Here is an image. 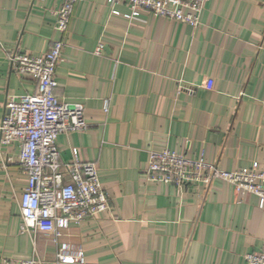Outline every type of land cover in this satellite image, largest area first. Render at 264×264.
Wrapping results in <instances>:
<instances>
[{
	"label": "crops",
	"instance_id": "1",
	"mask_svg": "<svg viewBox=\"0 0 264 264\" xmlns=\"http://www.w3.org/2000/svg\"><path fill=\"white\" fill-rule=\"evenodd\" d=\"M64 0H0V120L10 95L36 90L11 67L13 52L42 55L54 39ZM80 0L64 36L56 94L82 103L88 128L60 133L64 162L73 148L95 162L110 209L63 237L85 263L57 261L45 232L21 230L20 198L28 176L19 147L0 157V264H247L264 246V210L252 193L215 179L179 190L152 181L149 150L169 148L222 170L264 168V0H209L198 27L144 14L123 0ZM104 48L97 52L99 44ZM180 82L193 94L178 91Z\"/></svg>",
	"mask_w": 264,
	"mask_h": 264
},
{
	"label": "built area",
	"instance_id": "2",
	"mask_svg": "<svg viewBox=\"0 0 264 264\" xmlns=\"http://www.w3.org/2000/svg\"><path fill=\"white\" fill-rule=\"evenodd\" d=\"M80 0H64L54 12L55 28L60 38L51 42L42 55L13 52L11 67L22 78L36 83V90L21 96H8L0 120V157L4 146L19 147L18 164L28 176V186L20 198L21 230L45 232L57 244V261L85 263L81 246L64 240L72 223L95 217L110 209V197L102 185L95 162L83 160L78 148H73L69 162L61 159L57 146L60 133L88 128L82 103L61 100L56 94L57 69L65 46L64 36ZM119 0H108L113 14ZM131 20L144 14L164 17L198 27L201 14L209 0H123ZM104 48L99 44L97 52ZM178 91L195 92L194 86L180 82ZM146 173L150 180L170 183L179 190L191 184L210 185L221 179L231 183L239 195L255 194L264 210V168L258 162L240 170H222L204 158L192 159L169 148L149 150ZM247 264H264V246L245 255ZM3 264H13L4 258ZM15 264H41L39 258L20 259Z\"/></svg>",
	"mask_w": 264,
	"mask_h": 264
}]
</instances>
